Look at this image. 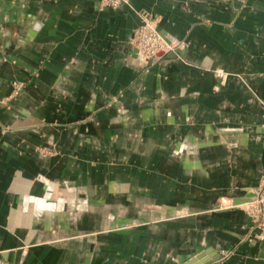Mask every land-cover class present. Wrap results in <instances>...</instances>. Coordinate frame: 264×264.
<instances>
[{"label":"crops","instance_id":"crops-1","mask_svg":"<svg viewBox=\"0 0 264 264\" xmlns=\"http://www.w3.org/2000/svg\"><path fill=\"white\" fill-rule=\"evenodd\" d=\"M128 1L0 0V264H264L219 206L264 174V0Z\"/></svg>","mask_w":264,"mask_h":264},{"label":"built area","instance_id":"built-area-1","mask_svg":"<svg viewBox=\"0 0 264 264\" xmlns=\"http://www.w3.org/2000/svg\"><path fill=\"white\" fill-rule=\"evenodd\" d=\"M104 6L115 7L120 3H126L127 0H101ZM156 20L149 21L144 19L141 27L144 29L148 28L153 38L147 41L143 39V42L135 45L134 42L131 43L133 49L135 50V55L141 61L145 59L154 60L158 53H166L168 51L178 48L181 42L174 40L172 37L167 35H162L157 27ZM145 32V31H144ZM147 33V32H145ZM145 35V34H144ZM144 44V45H143ZM252 195L250 198L242 203L233 204L229 202L228 204L220 205V207L227 206H240L246 214L249 216L250 225L248 226L245 239H264V174L259 177V181L255 187L250 191Z\"/></svg>","mask_w":264,"mask_h":264},{"label":"rangeland","instance_id":"rangeland-1","mask_svg":"<svg viewBox=\"0 0 264 264\" xmlns=\"http://www.w3.org/2000/svg\"><path fill=\"white\" fill-rule=\"evenodd\" d=\"M122 3H120L119 5H121ZM126 4H129V1L127 0ZM118 5V6H119ZM100 6L102 7H109V6H104V4L102 3V1L100 0ZM118 6H115V7H110V8H116ZM135 13L139 16L140 18V23L139 25L134 29L133 31V34H132V38H131V43L134 42L135 45H138L139 43L143 42V39H147V41H149L150 39L153 38V35H151L150 31L148 28L144 29L143 27H141V24L143 22L144 19H147L149 21H152V20H156L158 22V17L149 13L148 11H146L145 9H136L135 10ZM157 24V23H156ZM157 27V25H156ZM158 29V27H157ZM147 33H145V32ZM159 31V30H158ZM160 32V31H159ZM145 34V35H144ZM144 45V44H143ZM162 55H164L163 53H158L156 55V57L154 58V60L158 57H161ZM141 61V60H140ZM153 60L151 59H145L144 61H142L143 65L148 67L151 62ZM218 75H221V72L217 71L216 72ZM24 86V82L23 81H20V80H13L12 81V91H11V94L12 95H15L17 94ZM242 203V202H241ZM220 205H223V204H228V202H225L223 199H220V202H219ZM239 204V203H238ZM219 205V206H220ZM235 206V205H233ZM228 252L224 253V254H227ZM3 264H22L21 262H17V263H14V262H5Z\"/></svg>","mask_w":264,"mask_h":264},{"label":"water","instance_id":"water-1","mask_svg":"<svg viewBox=\"0 0 264 264\" xmlns=\"http://www.w3.org/2000/svg\"><path fill=\"white\" fill-rule=\"evenodd\" d=\"M133 51L135 53L134 49H133ZM182 54H184L183 50H181L180 48H175L174 50H171V51L164 53V56L168 57V58H174L177 55L182 56ZM251 195H252V193H248L244 197H236V198L232 199V203L237 204V203L244 202V201L248 200ZM218 258H219V254L216 251H214L211 248H206L203 251H200L199 253H197L195 256L187 259L186 261H184L181 264H210L212 261H214Z\"/></svg>","mask_w":264,"mask_h":264},{"label":"bare ground","instance_id":"bare-ground-1","mask_svg":"<svg viewBox=\"0 0 264 264\" xmlns=\"http://www.w3.org/2000/svg\"><path fill=\"white\" fill-rule=\"evenodd\" d=\"M164 54V53H163ZM238 204V203H237Z\"/></svg>","mask_w":264,"mask_h":264}]
</instances>
